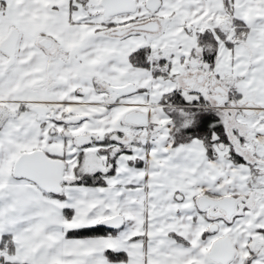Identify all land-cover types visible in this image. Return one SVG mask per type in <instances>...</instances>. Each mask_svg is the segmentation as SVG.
<instances>
[{
	"label": "snow or ice",
	"instance_id": "1",
	"mask_svg": "<svg viewBox=\"0 0 264 264\" xmlns=\"http://www.w3.org/2000/svg\"><path fill=\"white\" fill-rule=\"evenodd\" d=\"M0 264H264V0H0Z\"/></svg>",
	"mask_w": 264,
	"mask_h": 264
}]
</instances>
